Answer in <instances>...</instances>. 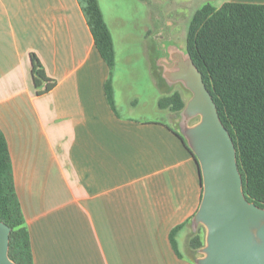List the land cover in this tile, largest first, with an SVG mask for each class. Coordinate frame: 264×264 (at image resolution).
<instances>
[{
  "label": "crops",
  "instance_id": "crops-1",
  "mask_svg": "<svg viewBox=\"0 0 264 264\" xmlns=\"http://www.w3.org/2000/svg\"><path fill=\"white\" fill-rule=\"evenodd\" d=\"M103 18L111 66L79 0H0V131L32 264H196L188 220L202 187L170 110L158 105L178 91L158 63L162 39L118 58ZM150 34L145 26L143 41ZM31 54L55 82L41 94Z\"/></svg>",
  "mask_w": 264,
  "mask_h": 264
},
{
  "label": "trees",
  "instance_id": "trees-1",
  "mask_svg": "<svg viewBox=\"0 0 264 264\" xmlns=\"http://www.w3.org/2000/svg\"><path fill=\"white\" fill-rule=\"evenodd\" d=\"M79 1L98 52L109 66L113 65V41L98 1ZM185 53L201 72L219 117L232 137L246 199L264 208V3L226 1L216 7L207 2L196 8L186 30ZM30 58L36 92L50 90L54 80L47 77L34 54ZM158 105L181 114L185 101L180 92L174 91L160 97ZM191 219L188 223L192 225ZM0 220L10 227L9 258L15 264H32L28 229L1 131ZM180 227L173 228L170 236ZM204 233L202 225L194 228L190 247L201 248Z\"/></svg>",
  "mask_w": 264,
  "mask_h": 264
},
{
  "label": "water",
  "instance_id": "water-1",
  "mask_svg": "<svg viewBox=\"0 0 264 264\" xmlns=\"http://www.w3.org/2000/svg\"><path fill=\"white\" fill-rule=\"evenodd\" d=\"M165 62L166 78L181 81L191 92L181 110L182 137L193 154L202 187L193 228H205L196 264H264V208L248 201L232 137L192 59L173 51ZM198 120L187 125L190 117ZM10 227L0 220V264H15L8 256Z\"/></svg>",
  "mask_w": 264,
  "mask_h": 264
},
{
  "label": "rangeland",
  "instance_id": "rangeland-1",
  "mask_svg": "<svg viewBox=\"0 0 264 264\" xmlns=\"http://www.w3.org/2000/svg\"><path fill=\"white\" fill-rule=\"evenodd\" d=\"M102 14L112 27L118 58L128 56L138 58L144 47L149 53L155 49L159 37L162 39L163 52L158 63L170 61L173 51L185 53V36L188 22L194 10L204 3L220 6L229 0H155L145 3L142 0H97ZM151 28V37L143 41V29ZM156 29V30H155ZM160 32L161 36L156 35ZM172 55V54H171ZM114 64V63H113ZM186 102L191 92L181 81L172 84ZM182 116L170 111L169 122L182 133ZM198 116L187 119L186 124L192 125ZM205 235V233H204Z\"/></svg>",
  "mask_w": 264,
  "mask_h": 264
},
{
  "label": "flooded vegetation",
  "instance_id": "flooded-vegetation-1",
  "mask_svg": "<svg viewBox=\"0 0 264 264\" xmlns=\"http://www.w3.org/2000/svg\"><path fill=\"white\" fill-rule=\"evenodd\" d=\"M172 53H173V52H172ZM172 53H171V54H172ZM171 54H170V57H171ZM170 60H171V58H170ZM171 61H172V60H171ZM172 62H173V61H172Z\"/></svg>",
  "mask_w": 264,
  "mask_h": 264
}]
</instances>
